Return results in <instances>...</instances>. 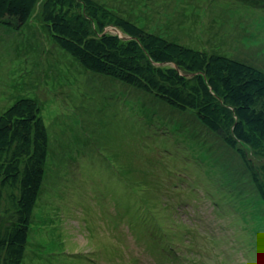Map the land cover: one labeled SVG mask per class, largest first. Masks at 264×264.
Returning <instances> with one entry per match:
<instances>
[{
	"label": "rangeland",
	"instance_id": "obj_1",
	"mask_svg": "<svg viewBox=\"0 0 264 264\" xmlns=\"http://www.w3.org/2000/svg\"><path fill=\"white\" fill-rule=\"evenodd\" d=\"M97 1L162 38L264 71V0ZM40 13L38 4L20 31L0 27V112L17 97L34 98L49 135L23 264H158L157 234L152 226L139 230L141 209L123 193L118 174L128 188L138 182L146 188L144 199L138 197L155 220L177 210L159 237L176 264H264V205L237 150L193 112L183 114L126 84L136 98L127 100L123 91L115 92L117 98L106 95L120 110L95 117L93 106L84 103L95 97L82 93L84 83L99 85L102 78H89L94 73L60 52ZM237 17L251 26L238 29L244 24H233ZM124 119L134 127L123 129ZM136 127L145 138L136 136L135 145L129 137ZM195 160L199 179L190 168ZM174 195L183 198L178 208ZM4 206L0 228L12 224Z\"/></svg>",
	"mask_w": 264,
	"mask_h": 264
},
{
	"label": "trees",
	"instance_id": "obj_2",
	"mask_svg": "<svg viewBox=\"0 0 264 264\" xmlns=\"http://www.w3.org/2000/svg\"><path fill=\"white\" fill-rule=\"evenodd\" d=\"M38 4L45 31L60 52L85 71L150 94L179 112H193L203 127L236 149L264 205V71L162 38L97 0H0V27L13 32L24 29ZM48 145L47 125L34 98L17 97L0 112V209L8 206L4 211L12 217V224L0 228V264H23ZM194 163L190 168L199 179ZM117 177L123 193L141 209L137 218L143 229L152 226L157 234L154 246L162 249L153 259L176 264L162 251L165 244L160 238L177 210L163 211L162 221L155 220L138 197L143 198L146 188L139 182L128 188ZM175 198L178 208L183 198ZM150 218L156 225L149 224Z\"/></svg>",
	"mask_w": 264,
	"mask_h": 264
},
{
	"label": "bare ground",
	"instance_id": "obj_3",
	"mask_svg": "<svg viewBox=\"0 0 264 264\" xmlns=\"http://www.w3.org/2000/svg\"><path fill=\"white\" fill-rule=\"evenodd\" d=\"M184 1H187V0H184ZM202 2H205V0H200L199 1V4L200 3H202ZM183 4H186V3H184V2H182V3H180V5L182 6ZM199 4H197L196 3V7L198 8L199 7ZM230 4H232V3H230ZM228 12H230L229 11V9L227 10ZM218 16H220L219 14H216V18L218 17ZM230 16H232L231 15V13H230ZM243 20V24H244V27H238V29H241V30H243V31H246V27H249V25L251 26V24L247 21V20H245L244 18H242V17H237V18H235L234 19V22H233V24H235V25H238L239 24V22H241ZM249 23V24H248ZM263 32H264V30H262ZM237 36L235 37L237 40H243V36L242 35H240V34H236ZM254 44V43H253ZM97 78L98 80L99 79H101V81H102V83H99V85H96V84H94V83H92L91 85L88 83V84H86L85 85V83H84V88H83V93H82V95H91L92 97H95V99H93V100H89V101H86V102H84L88 107L89 106H93V108H91V110L92 111H94V115H95V117H99L100 115H99V112H101V110H103L105 113H108V115H111L112 114V112L113 111H116V113L120 110V104H117V103H115V101H112V102H109V98H106V95H110V97L112 96V97H116V95H115V92L116 93H118V92H120V91H123V93L122 94H124V96L127 98V100L128 99H132V97H134L135 96V93H132V89H129V88H127L126 86H124L125 84L124 83H117L115 80H113V79H109V78H105V77H103L102 75H94V74H91L90 75V77L89 78ZM91 78V79H92ZM104 79L105 80H107V81H104ZM120 85V86H119ZM123 88H125V89H123ZM103 90V91H102ZM124 90H125V92H124ZM104 93H106V94H104ZM129 93H131V96H127V95H130ZM117 98V97H116ZM134 98H136V97H134ZM139 98V97H138ZM82 99H84V100H87V98L86 97H83ZM95 100V101H94ZM139 100H143L142 98H139ZM139 102V101H138ZM141 102H143V101H141ZM114 106H117V109H115V107ZM149 106L150 107H153V103H150L149 104ZM89 109L87 110V111H85V112H87V113H89ZM102 111V112H103ZM103 112V113H104ZM115 113V114H116ZM172 114H174V112H172ZM184 114V113H183ZM183 114H181V115H179L178 116V118L179 119H181L182 117L184 118L185 116L183 115ZM173 118H175L174 116H173ZM176 119V118H175ZM129 121V120H128ZM128 121L127 120H125L124 119V123L123 124H121L120 126L124 129V127H126V129H130V128H132V127H134V125L133 124H129L128 123ZM130 122V121H129ZM179 123H180V125L182 124H184L183 126H185V123H181L180 121H179ZM113 129H116L114 126H113ZM138 130V128L136 127V129L134 130L135 131V135L132 137H129V140H130V143H132V144H139V142H138V138L136 137V136H138V137H143V135H142V133H141V131H137ZM186 131H187V129H185L184 128V134H186ZM190 131H192L194 134H196L193 130H190ZM197 135V134H196ZM80 136V135H79ZM143 138H145V137H143ZM71 142V141H70ZM70 142H68V143H66V145H69V143ZM79 144V141L77 140L76 141V143H75V145H77V146H79L78 145ZM58 161H59V158L57 159ZM218 167L219 168H221L222 167V164L221 163H219L218 164ZM132 223H134V221L132 222ZM134 226H136V223H134ZM143 227L144 226H140V227H138L139 228V230H142L143 229ZM138 250L140 251L141 249L140 248H138ZM163 251V250H162ZM168 257V256H167ZM170 257V256H169ZM172 257H170V259H171ZM172 259H174V258H172ZM171 259V260H172ZM152 260V259H151ZM153 264V263H152Z\"/></svg>",
	"mask_w": 264,
	"mask_h": 264
},
{
	"label": "water",
	"instance_id": "obj_4",
	"mask_svg": "<svg viewBox=\"0 0 264 264\" xmlns=\"http://www.w3.org/2000/svg\"><path fill=\"white\" fill-rule=\"evenodd\" d=\"M118 32V31H117ZM119 33V32H118ZM120 34V33H119Z\"/></svg>",
	"mask_w": 264,
	"mask_h": 264
}]
</instances>
